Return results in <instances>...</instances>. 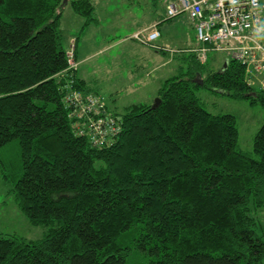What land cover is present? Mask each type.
I'll return each mask as SVG.
<instances>
[{"label":"trees","instance_id":"16d2710c","mask_svg":"<svg viewBox=\"0 0 264 264\" xmlns=\"http://www.w3.org/2000/svg\"><path fill=\"white\" fill-rule=\"evenodd\" d=\"M66 6L82 30L98 22L91 0H0V148L19 142L10 190L46 228L36 240L0 232V264H127L134 250L155 264H264L252 215L264 209V121L246 153L235 117L195 92L202 84L264 111L258 80L229 54L203 76L208 58L190 49L188 72L163 82L156 108L106 104L118 127L95 143L65 101L72 89L100 96L70 67Z\"/></svg>","mask_w":264,"mask_h":264},{"label":"rangeland","instance_id":"374dc122","mask_svg":"<svg viewBox=\"0 0 264 264\" xmlns=\"http://www.w3.org/2000/svg\"><path fill=\"white\" fill-rule=\"evenodd\" d=\"M94 5V17L97 24H92L80 31L82 18L75 15L69 6H66L61 20L60 30L63 38V46L68 50L71 44H76L80 52L92 54L90 60H86L82 69L89 76H100L105 82V88H102L101 94L106 102H110L111 93L117 87L119 81L128 84L125 79L130 73V63L120 65L130 57L129 51L134 47L141 46L139 42L132 38V35L142 30L150 20H156L158 17L165 19L167 4L174 0H91ZM187 16L181 14L175 18L163 23L162 34L156 42L166 41V52L173 59V62L160 71L155 78L161 75L167 77L178 76L181 72H188L190 61L182 58V54L192 48L196 43L195 31L191 27ZM127 39L125 44L119 43ZM112 46L107 52H98V50ZM151 50L150 47L144 46ZM140 48V47H138ZM176 51V53H174ZM172 54V55H171ZM161 55V54H160ZM179 55V56H177ZM226 52L212 50L208 54V61L202 66L203 76L209 70H219L226 57ZM121 67V69H120ZM141 75L142 72L140 71ZM146 77L148 89L154 83L155 78ZM121 83V82H120ZM128 86V85H127ZM126 90H124L125 92ZM196 95L201 104L210 112L229 113L236 119L239 130V148L250 154H254V137L264 121V111L259 105L251 104L248 99L235 98L225 94L221 90L200 85L195 89ZM125 94V93H123ZM158 97V96H157ZM156 97V98H157ZM122 98V97H121ZM150 104L154 102L151 99ZM123 103V102H121ZM125 109L120 107L118 112ZM20 145L17 140L0 148V232L16 234L30 240L41 238L46 228L42 225L33 224L27 215L19 208L11 188L15 180L22 174L20 167ZM252 215L257 218L255 230L264 239V209L254 210ZM127 264H155L153 259L146 256L143 252L134 250L127 258Z\"/></svg>","mask_w":264,"mask_h":264},{"label":"built area","instance_id":"2783aa9c","mask_svg":"<svg viewBox=\"0 0 264 264\" xmlns=\"http://www.w3.org/2000/svg\"><path fill=\"white\" fill-rule=\"evenodd\" d=\"M181 14L193 24L199 45L192 51L200 61H206L212 50L226 52L245 64L249 80H258L264 89V0H174L167 4L164 20ZM159 23L135 32L132 38L157 50L166 49L156 42L161 37ZM68 56L70 67L77 69L75 44ZM65 101L72 107V116L86 119L83 123L95 143L105 141L114 126L118 127L116 118L106 111L105 101L96 94L72 89Z\"/></svg>","mask_w":264,"mask_h":264},{"label":"crops","instance_id":"0c3cea01","mask_svg":"<svg viewBox=\"0 0 264 264\" xmlns=\"http://www.w3.org/2000/svg\"><path fill=\"white\" fill-rule=\"evenodd\" d=\"M165 14H166V12H165ZM157 22H160L158 25V30H159V32H161L160 38H162L163 37L162 30L164 28L163 23L165 22V20H163V17H158V19H156V20L155 19L150 20V22L147 25H145L144 28H147V27H149L152 24L157 23ZM82 25H83V23H82ZM191 25H192L191 27H193V24H191ZM89 26H87V27H89ZM87 27H85V28H87ZM83 30H82V26H81L80 31L82 32ZM195 38H196V43L192 48H181V49L186 51V49H193V48L197 47L199 45V42L197 40L196 33H195ZM126 40H127L126 38L123 39L119 43L120 45H118V46L125 44ZM164 42L166 43V41H163V42L160 41V42H158V44L166 47V44ZM138 44H141V43H138ZM144 46H146V45L141 44V46H138L140 48L134 47L133 49H131L129 51L130 57H128V59H125L124 61L122 60L119 62L120 65H124L128 62H131L129 65L130 66V73L134 77H131V79H129V76H127L125 78L128 80V81H126L128 84H124V83H122V81L118 82L117 87L111 93V95H112L111 99L112 100L110 102H106L104 100L105 103L107 104V106L109 107V109H112L114 111H118V110H120V107H123L125 109L132 104H150L149 101L151 99L155 100V98L158 96V91H159L160 87L162 86L163 82L167 78H169L166 75H161V76H158L157 78H155L156 75L153 76V74H157L160 71H163L166 66H168L169 64H171L173 62V60H175L174 58L176 56L173 55L174 57L172 59L171 56L163 55V54H167V53H165L167 50L160 52V51H157L156 49H154L150 46H147V47L151 48V50H148ZM111 48H112V46H106V47L98 50V52L103 51L105 53L108 50H110ZM174 53H176V51ZM91 56H92V54H86V53L80 52L78 45H76V58H77V61L79 64L76 74H77V77L79 79L91 83L92 87L94 89H96L97 94H99L101 97H103L101 92H102V88H105V82L100 78V76H89L88 75L89 73H85L82 69L83 63L86 60H90ZM177 56H179V55H177ZM120 69H121V67H120ZM140 71L142 72L141 75L139 74ZM152 76H153V78H155V81H154V83L151 84L150 89H148L147 88L148 87V83H147L148 81H146L147 80L146 77L150 78ZM124 90H126V91L124 92ZM123 93H125V94H123ZM121 102H123V103H121Z\"/></svg>","mask_w":264,"mask_h":264},{"label":"water","instance_id":"95a60500","mask_svg":"<svg viewBox=\"0 0 264 264\" xmlns=\"http://www.w3.org/2000/svg\"><path fill=\"white\" fill-rule=\"evenodd\" d=\"M224 65L227 66L228 63L225 62ZM160 102H161V98L160 97L155 98L154 102L152 103V108H156L157 106H159Z\"/></svg>","mask_w":264,"mask_h":264}]
</instances>
